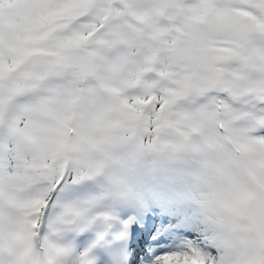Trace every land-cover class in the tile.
Returning a JSON list of instances; mask_svg holds the SVG:
<instances>
[{
  "label": "snow or ice",
  "instance_id": "snow-or-ice-1",
  "mask_svg": "<svg viewBox=\"0 0 264 264\" xmlns=\"http://www.w3.org/2000/svg\"><path fill=\"white\" fill-rule=\"evenodd\" d=\"M164 153L198 160L201 227L151 264H264V0H0V264H96L65 235Z\"/></svg>",
  "mask_w": 264,
  "mask_h": 264
},
{
  "label": "rangeland",
  "instance_id": "rangeland-1",
  "mask_svg": "<svg viewBox=\"0 0 264 264\" xmlns=\"http://www.w3.org/2000/svg\"><path fill=\"white\" fill-rule=\"evenodd\" d=\"M169 154L170 153H166V156L168 157ZM127 155L128 152L125 151V154H121V157L124 158L127 157ZM181 157L182 154H176L173 155V157L160 159V161L158 162L157 160H155V156L153 154H145L147 166L134 178V183L140 182L143 184H150L152 187L151 190L138 189L137 191L140 193V190H142L144 195L145 193H151L154 189L155 194H160L162 197L168 199L169 201L165 202V207L169 206L170 208L175 210L174 212L177 213L176 220L179 221L178 223H182L183 221L187 220L190 225L189 230H191V233H194L196 229L201 227L199 223V213L193 200V197L199 191L197 176L199 175L200 170L193 174V178L191 181H188L187 179L188 182L186 183H184L181 178V172H178V174L175 173L173 176L171 172V165H173L174 162L172 161V159H175V161L178 162L179 160H181ZM160 171H163V173L166 174L164 176L166 177L164 181H166V183L168 184H163L160 180L157 179V174H159ZM96 181H98V179ZM91 183H94V181ZM99 184L100 185L97 187V190L103 188L104 181L99 182ZM81 195H85L83 190L81 192ZM140 197L141 196H139V198ZM138 202L139 199L136 201L137 205ZM132 204L133 203L120 200L107 202L105 208L103 209V214L108 215L113 220H117V217L122 216L127 211L125 207L127 205L133 207ZM97 222L98 221L94 222L93 226ZM70 234L71 236H73L75 232H70ZM184 243L186 244L185 250H188V246L193 243L192 237H189L188 241ZM177 249L178 248L173 250L177 251Z\"/></svg>",
  "mask_w": 264,
  "mask_h": 264
},
{
  "label": "bare ground",
  "instance_id": "bare-ground-1",
  "mask_svg": "<svg viewBox=\"0 0 264 264\" xmlns=\"http://www.w3.org/2000/svg\"><path fill=\"white\" fill-rule=\"evenodd\" d=\"M196 159L194 158V157H192V156H190L189 155V157H188V161H186L184 164L185 165H188V167L189 166H191V169H189V168H186L185 166H183V165H181V164H179V165H177V166H173V168H172V172H175V171H177L178 170V168H179V171L181 172V174H182V180H183V182L184 183H186V182H188V181H191V180H188L187 181V179L189 178V176H192V178H193V174L197 171L195 168H196V165H197V163H196V161H195ZM172 167V166H171ZM178 174V173H177ZM85 188V189H84ZM82 190L84 191V193L85 194H95L98 190H97V185L96 184H94V183H92V184H87V185H84L83 187H82ZM183 210V209H182ZM178 211V210H177ZM179 214V213H178ZM180 215V214H179ZM179 218V217H178ZM179 222V221H178ZM195 228V227H194ZM194 230V229H193ZM74 232H75V234L74 235H76L77 236V234H78V230H74ZM184 232H186V231H184ZM65 238H67V236L65 237ZM68 245L70 244V245H73L74 243H70L69 242V240H68V243H67ZM179 244H181V245H179ZM179 244H177V245H173V246H167L166 247V250H173V249H176V248H178L177 249V251H184L185 249H186V244L184 243V242H179ZM166 250H164V251H166Z\"/></svg>",
  "mask_w": 264,
  "mask_h": 264
}]
</instances>
